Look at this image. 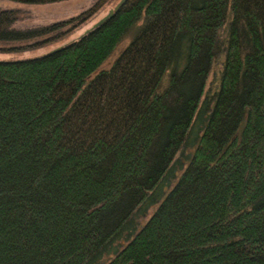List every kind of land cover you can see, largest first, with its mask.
Returning <instances> with one entry per match:
<instances>
[{
	"label": "trees",
	"instance_id": "obj_1",
	"mask_svg": "<svg viewBox=\"0 0 264 264\" xmlns=\"http://www.w3.org/2000/svg\"><path fill=\"white\" fill-rule=\"evenodd\" d=\"M112 1L29 27L1 8L0 52ZM86 29L0 59V264H264V0H127Z\"/></svg>",
	"mask_w": 264,
	"mask_h": 264
},
{
	"label": "rangeland",
	"instance_id": "obj_2",
	"mask_svg": "<svg viewBox=\"0 0 264 264\" xmlns=\"http://www.w3.org/2000/svg\"><path fill=\"white\" fill-rule=\"evenodd\" d=\"M94 0H64L55 3L48 4H25L19 3L13 0H0L1 8H17L19 9L22 20L15 23L18 27H29L37 26L42 24L51 23L61 19H67L71 16L78 14L83 9L87 8ZM118 0H113L111 3L104 6L100 11H98L92 18L80 28L74 30L69 35L59 40H55L52 43H47L45 45L29 48L28 50H18L16 52H0V59H17L23 57H30L35 55H40L46 53L50 50L60 47L61 45L69 42L70 40L78 37L84 29L89 27L93 22L102 17L110 8H112ZM129 38H125L121 41L116 48L113 50L111 55L105 60L101 65V68L109 67L114 59L118 56L120 51L128 43ZM223 55L220 54L213 65L211 73L208 77L207 88L210 90H215L218 86L220 70L222 67ZM190 149H185L184 152L188 153ZM184 158V157H183Z\"/></svg>",
	"mask_w": 264,
	"mask_h": 264
},
{
	"label": "water",
	"instance_id": "obj_3",
	"mask_svg": "<svg viewBox=\"0 0 264 264\" xmlns=\"http://www.w3.org/2000/svg\"><path fill=\"white\" fill-rule=\"evenodd\" d=\"M127 0H118L117 3L112 7L110 8L107 13L102 16L100 19H98L95 23H93L91 25L90 28L86 29L85 30V33L88 32L89 30L95 28V27H98L100 26L101 24H103L105 21H107L108 19H110L112 16H114L115 13L118 12V10L122 7V5L126 2ZM57 49V48H55ZM53 49V50H55Z\"/></svg>",
	"mask_w": 264,
	"mask_h": 264
}]
</instances>
